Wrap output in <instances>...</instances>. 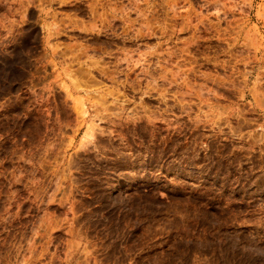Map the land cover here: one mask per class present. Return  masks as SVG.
Returning <instances> with one entry per match:
<instances>
[{
  "label": "rangeland",
  "instance_id": "374dc122",
  "mask_svg": "<svg viewBox=\"0 0 264 264\" xmlns=\"http://www.w3.org/2000/svg\"><path fill=\"white\" fill-rule=\"evenodd\" d=\"M0 264H264V0H0Z\"/></svg>",
  "mask_w": 264,
  "mask_h": 264
}]
</instances>
